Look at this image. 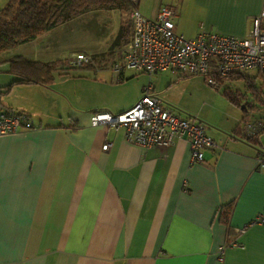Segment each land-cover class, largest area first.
<instances>
[{
	"label": "crops",
	"instance_id": "0c3cea01",
	"mask_svg": "<svg viewBox=\"0 0 264 264\" xmlns=\"http://www.w3.org/2000/svg\"><path fill=\"white\" fill-rule=\"evenodd\" d=\"M167 2L186 38L243 37L264 9V0H139L137 8L154 17ZM127 18L87 10L0 53V107L30 118L0 135V264H264V222H252L264 209V173L243 136L244 112L223 130L206 127L217 147L204 149L202 162H191L184 137L144 148L127 142L123 127L90 124L94 112L121 113L142 95L143 76L112 89L140 74L111 69L131 34ZM76 53L91 58L79 72L6 87L12 57L52 63Z\"/></svg>",
	"mask_w": 264,
	"mask_h": 264
},
{
	"label": "built area",
	"instance_id": "2783aa9c",
	"mask_svg": "<svg viewBox=\"0 0 264 264\" xmlns=\"http://www.w3.org/2000/svg\"><path fill=\"white\" fill-rule=\"evenodd\" d=\"M130 2L131 8L126 14L131 23V34L121 58L111 66L115 73L133 70L148 76L163 71L183 76L201 75L210 87L217 89L221 79L233 73L254 70L264 83V26L261 25L264 9L253 19L252 27L243 37L201 31L194 38H186L175 31L178 8L174 2L161 4L154 17H145L139 12V0ZM68 63L81 68L91 63V58L84 53H76L68 59ZM258 94L262 96L260 92ZM261 109L263 111L258 117H254L251 109H246L243 136L257 145V166L264 173V146L260 139L264 134V105ZM90 124L123 127L125 140L144 148L167 147L184 137L189 145L191 162H202V151L217 147L203 122L195 117L177 115L151 92L150 82L143 87L141 97L129 109L118 114L94 112ZM29 125L30 118L26 114L9 113L0 107V135ZM109 145L104 143L101 149L105 151ZM252 222H264V209Z\"/></svg>",
	"mask_w": 264,
	"mask_h": 264
},
{
	"label": "rangeland",
	"instance_id": "374dc122",
	"mask_svg": "<svg viewBox=\"0 0 264 264\" xmlns=\"http://www.w3.org/2000/svg\"><path fill=\"white\" fill-rule=\"evenodd\" d=\"M126 27L131 28L130 21ZM82 45L83 38L75 39L74 43L69 45L71 47L69 50H75ZM68 54L67 52L65 56L67 57ZM71 71L81 70L75 68ZM140 76L144 77V85H146L148 76L140 73L126 79L123 86L112 88L113 92H120L126 87L133 86ZM149 81L154 84L158 92L157 96L165 105L181 117L190 116L204 120L206 127L213 132L235 124L243 115L244 111L241 107L243 104L251 109L254 116L263 111L261 108L264 105V83L254 70L241 71L225 78L217 89L210 87L201 75L182 76L164 72L152 74ZM257 90L262 94L261 97L256 96Z\"/></svg>",
	"mask_w": 264,
	"mask_h": 264
},
{
	"label": "trees",
	"instance_id": "16d2710c",
	"mask_svg": "<svg viewBox=\"0 0 264 264\" xmlns=\"http://www.w3.org/2000/svg\"><path fill=\"white\" fill-rule=\"evenodd\" d=\"M130 8V0H7L0 8V53L30 41L42 32L87 10L118 9L127 13ZM73 69L75 67L69 65L67 59L41 63L21 56L12 57L8 61V72L13 79L6 87L30 83L49 85L55 72L66 73ZM223 80L221 79L220 83ZM255 94L260 97L258 90ZM241 107L244 113L249 109L244 104ZM7 112L10 113L8 110Z\"/></svg>",
	"mask_w": 264,
	"mask_h": 264
}]
</instances>
